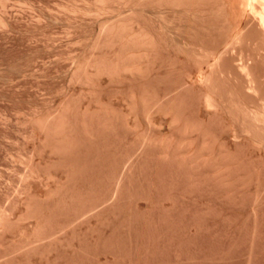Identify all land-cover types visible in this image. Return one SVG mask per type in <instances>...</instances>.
I'll return each instance as SVG.
<instances>
[{
  "label": "rangeland",
  "instance_id": "374dc122",
  "mask_svg": "<svg viewBox=\"0 0 264 264\" xmlns=\"http://www.w3.org/2000/svg\"><path fill=\"white\" fill-rule=\"evenodd\" d=\"M154 5L0 0V264H264V42Z\"/></svg>",
  "mask_w": 264,
  "mask_h": 264
},
{
  "label": "bare ground",
  "instance_id": "6f19581e",
  "mask_svg": "<svg viewBox=\"0 0 264 264\" xmlns=\"http://www.w3.org/2000/svg\"><path fill=\"white\" fill-rule=\"evenodd\" d=\"M151 1H152V6L154 4L157 5V6L154 5L153 9H155V6H156V8L157 7L160 8L161 6H164V8H165L164 11H166V9H167V12L171 11V13L172 12H174V13L179 12V14L183 13L182 15L186 14L187 16L188 15L192 16V15H195V13L197 11H201V12H199L200 14L207 12L206 15H208V13H210V16L216 15L217 18L220 17V19L223 21V23L229 27L228 30H230L228 32L229 34H228L227 42H226L225 46L223 47V52H226L228 49L236 47V45H238L240 43V41L243 40V38L246 39L244 37V34H246L245 36H247L248 33L252 34V32L255 33V35L259 37L258 38L259 42H261V41L264 42V0H151ZM198 1L204 2V4L199 5ZM147 4H149V3H147ZM150 5H151V3H150ZM145 9H147V8H145ZM161 9H162V7H161ZM156 10L157 11H155V12L157 13L159 9L157 8ZM160 11L161 10H159V12ZM164 11H162V12H164ZM159 16H161V15L159 14ZM215 17H212V18H215ZM226 25H224V26H226ZM219 26H221V25H219ZM144 36H145V38H144V40H142V42L144 41L143 42L144 43L143 44L144 45V51L143 52H144V54L148 55V53L150 51L155 52V48H153L154 47L152 45L153 41L151 42L150 36L149 37L146 35H144ZM152 48L154 49V51ZM223 52H221V53H223ZM221 53H219V55H217V58L215 55V58L213 57V59H211V60H213V62H211V64H210L211 67L213 66V67L218 68V70H216V68H215V70L220 71V72H222V71H221V69L219 70V67H217L219 65V63H217V62H218V58H219V60L221 58L220 57ZM203 54L198 53L197 55H200L199 58H201L203 56ZM146 57L147 56H145V58ZM209 57H210V55H209ZM205 58H207V57H205ZM236 65H237V63H236ZM211 67L209 70L210 72L213 71V68H211ZM238 67H240L239 68L240 70L247 73L246 76L248 78L249 77L248 76L249 75V65L247 64V62L244 59H241V64H239ZM215 70L212 73L216 72ZM240 70H239V72H241ZM245 73H244V75H245ZM249 80H250V77H249ZM252 88H254V86ZM262 121L264 124V115H263Z\"/></svg>",
  "mask_w": 264,
  "mask_h": 264
}]
</instances>
